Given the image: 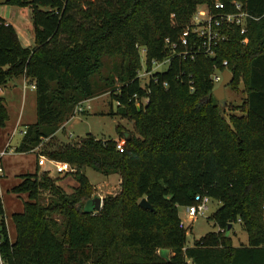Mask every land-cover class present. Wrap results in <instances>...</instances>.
Returning <instances> with one entry per match:
<instances>
[{
    "label": "trees",
    "instance_id": "16d2710c",
    "mask_svg": "<svg viewBox=\"0 0 264 264\" xmlns=\"http://www.w3.org/2000/svg\"><path fill=\"white\" fill-rule=\"evenodd\" d=\"M12 1L31 8L35 44L23 46L0 16V88L24 75L36 85L37 102V120L16 151L37 152L75 115L77 104L109 90L137 133L118 128L123 151L115 140L89 134L46 152L74 166L67 173L71 184L48 172L22 174L12 191L27 193L29 200L12 214L14 241L0 196L7 264H264V0H221L228 9L241 2L257 19L248 21L245 34L238 27L230 31L214 56L173 57L145 88L137 77L141 49L151 71L153 60L170 55L166 39L178 38L197 7L214 0ZM225 69L234 75L233 87L242 84L245 92L236 105L241 114L229 119L213 95L212 74ZM8 120L0 95V127ZM85 167L120 175L119 190L103 198L99 211L92 209L95 188ZM197 195L221 202L212 215L218 230L187 247L179 207L193 204ZM144 197L153 210L139 206ZM236 223L247 232V245L234 244ZM166 249L168 258L160 253Z\"/></svg>",
    "mask_w": 264,
    "mask_h": 264
},
{
    "label": "rangeland",
    "instance_id": "374dc122",
    "mask_svg": "<svg viewBox=\"0 0 264 264\" xmlns=\"http://www.w3.org/2000/svg\"><path fill=\"white\" fill-rule=\"evenodd\" d=\"M0 16L18 23L23 28L32 24L31 8L21 7L12 0H0ZM141 54L143 58V52ZM169 63L168 60L164 59L162 62L155 64L151 70L152 74L166 71ZM142 64L143 69L140 70L141 74H143L141 83L144 84L150 76L145 72L147 65L143 59ZM113 66L114 61L110 60L108 68L112 70ZM13 82L15 83L14 87L11 86ZM31 83H33L32 80L28 78L24 80L20 76L19 78L9 80L8 86L0 92L5 97V104L9 112V120L5 127H0V153L8 147V152L1 158L4 174L0 178V196L11 241H14L16 238V229L12 214L22 212L24 202L29 200L27 193H14L12 191L13 187L21 182L22 174L48 172L53 178H58L56 180L58 183L71 184L69 183L70 179L68 177L71 175H59L52 168L55 162H65L71 167L74 166L64 159H50L46 155V152L58 148L59 144L62 145L69 142L71 144L79 143L89 134L101 140L112 139L116 142L123 143L124 137H122L121 133H137L134 122L118 113V102L115 99H111L109 90L88 101H82L81 106L86 108V111L76 113L69 121L62 123L61 128L52 137L43 140L39 147L36 148L37 152H17L16 147L22 140L23 130L37 120L36 90L31 88ZM120 86L121 84L116 77V82L113 85L115 92H118ZM225 93L226 104L223 107L225 109V118L229 119L231 114H241L240 111H237L236 105L241 104L245 96L242 84L236 88L232 84L227 86ZM88 105H90V108H87ZM120 126L121 133L118 132ZM37 153L44 154L49 159V171L37 165ZM83 172L95 188L94 196H99L103 199L108 194L116 193L120 188L121 179L117 173L106 176L91 167H85ZM49 199L50 195L46 192L43 201L47 203ZM220 206L221 202L219 200L210 197L208 209L205 211V214L196 217L193 221L187 217L185 207H179L180 219L184 222L185 227L188 228L186 238L187 247L194 245L196 240L208 232L218 230L215 227L212 215ZM232 234L235 245L248 244L247 232L240 223L234 224Z\"/></svg>",
    "mask_w": 264,
    "mask_h": 264
},
{
    "label": "built area",
    "instance_id": "2783aa9c",
    "mask_svg": "<svg viewBox=\"0 0 264 264\" xmlns=\"http://www.w3.org/2000/svg\"><path fill=\"white\" fill-rule=\"evenodd\" d=\"M227 7L228 6L221 0H214V2L210 5H199L192 15L190 22L178 35V38L166 39V47L167 49H169L170 55L165 59L171 62L172 58L175 56L185 59H194L199 54L214 56L216 53V47L219 45V43L230 38V36L228 35L230 31H232L235 27H238L240 29V33L245 34L247 31L248 21L250 19H257V17L247 11L244 8V5L239 1H233L230 9H228L229 7ZM242 42L247 43L248 38L244 37ZM141 52H143L144 54V57L142 59L146 63V49L142 48ZM160 62L162 61L153 60L152 68L155 64H158ZM223 65L226 67L228 65V62L226 60L223 61ZM140 70L138 71L137 77L142 81L141 77L143 76V74H141ZM147 70L145 72L149 74L150 79L152 76V71ZM222 78V72H215L212 74V80L215 84V88L220 84ZM147 82L142 84L143 88L146 87ZM31 88L36 89V85L34 83H31ZM192 88L193 87L191 86V89ZM148 101L149 97H145L144 103H147ZM81 104L82 102L77 104L74 110V114L86 111V108L82 107ZM87 108H90V105H88ZM25 132L26 128L23 130V134ZM7 148L5 149V151H2L0 153V178L4 174V168L1 164V158L8 152ZM117 149H119L120 151L124 150V145L122 142H117ZM48 161L49 159L44 154L38 155V166H46ZM52 169L59 175H65L74 170L73 167L65 162H55ZM49 170L50 169L47 167L46 171ZM208 201L209 196L197 195L195 197V202L185 207L187 217L193 221L196 219V217L204 215L205 211L208 209ZM5 222L7 224L6 217ZM180 225L182 227H185L183 221H181ZM3 240V232L0 229V264H7L2 254ZM186 264L195 263H193L190 259H187Z\"/></svg>",
    "mask_w": 264,
    "mask_h": 264
},
{
    "label": "water",
    "instance_id": "95a60500",
    "mask_svg": "<svg viewBox=\"0 0 264 264\" xmlns=\"http://www.w3.org/2000/svg\"><path fill=\"white\" fill-rule=\"evenodd\" d=\"M222 81L220 82V84L214 88L213 90V95L216 97V99L219 101L220 105L221 106H224L226 104V93H225V88L227 86H229L233 80H234V75L233 73L228 70V69H225L223 72H222ZM138 107H141V105L138 103L137 104ZM127 135V137H129V134L128 133H125ZM102 202H103V199L99 196H93L92 200H91V203H92V209L94 211H99L101 209V206H102ZM139 206L145 208V209H150V210H153V206L152 204L147 200L146 197L142 198L139 202ZM233 224H231L228 228V230L231 229ZM161 252H164V257L165 258H168L170 256V250L169 249H166V250H161ZM86 264H90L89 262L86 263Z\"/></svg>",
    "mask_w": 264,
    "mask_h": 264
},
{
    "label": "crops",
    "instance_id": "0c3cea01",
    "mask_svg": "<svg viewBox=\"0 0 264 264\" xmlns=\"http://www.w3.org/2000/svg\"><path fill=\"white\" fill-rule=\"evenodd\" d=\"M6 20V22L8 23V24H11L15 29H16V31H17V34H18V36H19V39H20V41H21V43H22V45L23 46H25V47H29V46H33L35 43V41H34V29H33V25L32 24H29V26L28 27H26V28H23V27H21V26H19L18 25V23H15V22H13V21H10L9 19H5ZM22 77H23V79L25 80V79H27L24 75H21ZM20 76H18V77H15V78H19ZM14 79V78H13ZM12 79V80H13ZM11 82V81H10ZM14 83V82H13ZM12 83V87H14L15 86V83L13 84ZM6 86H8V82L5 84V85H3V86H1V88H0V92L2 91V89L3 88H5ZM0 95H1V93H0ZM2 96V95H1ZM3 97V96H2ZM245 97V96H244ZM3 98H5V97H3ZM5 100V99H4ZM37 162H38V159H37ZM37 165H38V163H37ZM40 167H42V166H40ZM48 167V163H47V165L46 166H43L42 168L44 169V170H46V168ZM49 168V167H48ZM51 177H52V175H50Z\"/></svg>",
    "mask_w": 264,
    "mask_h": 264
}]
</instances>
